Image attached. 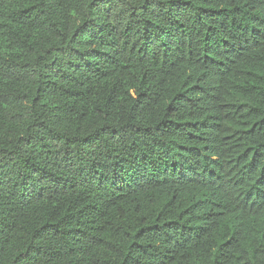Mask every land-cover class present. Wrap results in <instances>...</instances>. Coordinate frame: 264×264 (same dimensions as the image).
I'll return each mask as SVG.
<instances>
[{
    "label": "trees",
    "instance_id": "16d2710c",
    "mask_svg": "<svg viewBox=\"0 0 264 264\" xmlns=\"http://www.w3.org/2000/svg\"><path fill=\"white\" fill-rule=\"evenodd\" d=\"M0 264H264V0H0Z\"/></svg>",
    "mask_w": 264,
    "mask_h": 264
}]
</instances>
